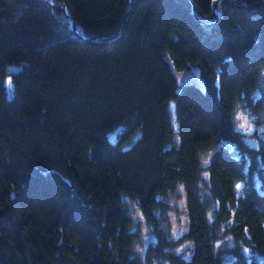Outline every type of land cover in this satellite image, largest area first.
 Here are the masks:
<instances>
[{
  "label": "trees",
  "instance_id": "1",
  "mask_svg": "<svg viewBox=\"0 0 264 264\" xmlns=\"http://www.w3.org/2000/svg\"><path fill=\"white\" fill-rule=\"evenodd\" d=\"M194 1L0 0V264H264V131L251 144L234 118L240 104L264 121V0H218L215 20V0ZM189 65L202 85L177 90ZM123 196L154 235L142 254Z\"/></svg>",
  "mask_w": 264,
  "mask_h": 264
},
{
  "label": "rangeland",
  "instance_id": "2",
  "mask_svg": "<svg viewBox=\"0 0 264 264\" xmlns=\"http://www.w3.org/2000/svg\"><path fill=\"white\" fill-rule=\"evenodd\" d=\"M260 74H261L262 91L258 89L255 95L256 96L262 95L263 101H264V69L261 71ZM176 76H177V81H178L177 90H179L180 87L186 83H195L197 85H202V82L199 78L197 66L189 65L183 70L177 71ZM170 102L167 105L168 106L167 110L170 116L172 128L174 129V131L177 132L178 123H177L176 109L175 107L174 108L170 107ZM237 114H240L241 116L246 117L247 122L251 123L252 129H251L250 135H246V138L249 141V143L255 144V138L252 136V134L256 132L260 133L264 131V121L259 124L256 123L254 118L250 115V112L248 111V109L238 104L235 110V113H234V118H235V124L239 130L241 129L238 126L240 121L237 120L236 118ZM126 131H127L126 126L124 124H119L118 126L114 127L112 130L108 132V138L112 142H116L120 139V137L124 136V133ZM241 131L247 133L244 130H241ZM139 135H140L139 130L130 131L128 135L126 136V138L123 140L122 145L125 147L130 146L138 138ZM174 139H175V143L178 144L179 135L177 133L175 134ZM223 144H226L230 147H234L232 143L223 142ZM255 181L257 185L260 187V190L264 192V182L261 180V178L256 177ZM129 198H125V196H123V201L126 205V210L130 214L131 219H132L131 227L137 233V238L135 241L133 251L136 253L142 254L147 243L151 240H154L153 239L154 235L151 233V230L149 229V226L145 218L143 217L141 211L139 210V207L136 201L129 199ZM165 199H166L167 207L162 213V218L160 219V225L167 231L169 236L178 237L179 235H181V233L186 228L183 186L176 185L175 188L166 195ZM189 246H191L190 242L183 241L177 247H175V251L186 252ZM162 264H168V263L163 262Z\"/></svg>",
  "mask_w": 264,
  "mask_h": 264
},
{
  "label": "water",
  "instance_id": "3",
  "mask_svg": "<svg viewBox=\"0 0 264 264\" xmlns=\"http://www.w3.org/2000/svg\"><path fill=\"white\" fill-rule=\"evenodd\" d=\"M193 2L195 3V1L193 0ZM217 2L218 0H215L214 5H213V12H214V20L217 19L218 14H217ZM62 6L64 7L65 13L68 16V19L70 21L71 27L72 29L81 37L84 38V36L79 32L78 28L76 27V22L74 20L73 17H71L69 15V13L67 12L64 4H62ZM27 64L24 61H21L19 63H12V64H6L5 65V77L3 80V87H4V91L6 93V98L8 101H12L13 97H14V76L18 75L20 73V71H22L23 69V65ZM63 180L67 181L66 177H63Z\"/></svg>",
  "mask_w": 264,
  "mask_h": 264
},
{
  "label": "snow or ice",
  "instance_id": "4",
  "mask_svg": "<svg viewBox=\"0 0 264 264\" xmlns=\"http://www.w3.org/2000/svg\"><path fill=\"white\" fill-rule=\"evenodd\" d=\"M236 118H237V120L240 121V123H239L238 126H239V128L241 130H244L246 132L251 131V124L247 122V118L246 117H243L240 114H237V117ZM236 187L237 188H240V185H237Z\"/></svg>",
  "mask_w": 264,
  "mask_h": 264
},
{
  "label": "clouds",
  "instance_id": "5",
  "mask_svg": "<svg viewBox=\"0 0 264 264\" xmlns=\"http://www.w3.org/2000/svg\"><path fill=\"white\" fill-rule=\"evenodd\" d=\"M220 71H222V70L220 69ZM170 107H172V108L175 107V101L170 102ZM250 124H251V123H250ZM251 129H252V126H251ZM250 132H251V131L247 132L246 135H250ZM12 198H13V199L15 198V194H12Z\"/></svg>",
  "mask_w": 264,
  "mask_h": 264
}]
</instances>
